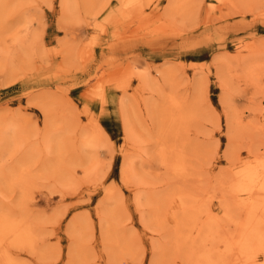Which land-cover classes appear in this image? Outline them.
Returning <instances> with one entry per match:
<instances>
[{"label": "rangeland", "instance_id": "obj_1", "mask_svg": "<svg viewBox=\"0 0 264 264\" xmlns=\"http://www.w3.org/2000/svg\"><path fill=\"white\" fill-rule=\"evenodd\" d=\"M261 162L264 0H0V264H264Z\"/></svg>", "mask_w": 264, "mask_h": 264}, {"label": "bare ground", "instance_id": "obj_2", "mask_svg": "<svg viewBox=\"0 0 264 264\" xmlns=\"http://www.w3.org/2000/svg\"><path fill=\"white\" fill-rule=\"evenodd\" d=\"M67 2H69V0H66V3ZM72 6V5H71ZM167 97H168V103L170 104V106L174 109V112L172 113V118H174V120H175V118H177V115L178 114H180L178 111H179V109L181 108V106H182V104H181V102L178 100V98H176L174 95H166ZM159 104V103H158ZM157 104V105H158ZM200 111V110H199ZM189 113H191V115L194 113H192V112H190V111H188ZM182 113V112H181ZM185 114V113H184ZM194 115V114H193ZM185 116V115H184ZM183 116V117H184ZM179 120V119H178ZM98 127V126H97ZM98 133V132H97ZM100 133V132H99ZM60 156V155H59ZM262 163V162H261ZM262 164H264V163H262ZM264 166H262V168H263ZM28 168L25 166V167H23L22 169H21V171L19 172H15V171H12L10 174H9V176H8V178H7V181H9L8 183H9V185L10 186H13V185H18V186H20L21 188H23V186H24V184H26V177H25V175H26V173L28 172ZM262 171L264 172V168L262 169ZM249 177H251V176H249ZM252 178V177H251ZM255 179V178H254ZM251 180V179H250ZM255 180H253V182H254ZM252 182V183H253ZM257 182V181H256ZM11 184H13V185H11ZM35 185H36V183H35ZM235 192V191H234ZM226 207V209L228 210V211H230V207H228V205H226L225 206ZM228 207V208H227ZM248 209V211L249 212H251V208H247ZM210 211V210H209ZM6 213V212H5ZM3 215H5V214H3ZM10 215V214H9ZM214 216H216L215 214H213ZM2 218V217H1ZM9 218V217H8ZM119 220V219H118ZM217 220H218V218H217ZM2 222H4V221H2ZM5 224H8V226H9V228H10V231H8L9 233H6L7 235H5L4 237H3V240H6V239H8L9 241H13V240H15L16 241V239H15V237L16 238H18L17 236H19V238H20V235H25V237H27L28 239H31L32 238V235H31V231L30 230H27L26 229V227L23 225V223H22V221L21 220H15V221H5ZM24 224H25V222H24ZM214 225V224H213ZM211 226H212V224H211V222H210V220H208V222L206 223V226H205V231H204V233L205 234H208V232L210 231V229H211ZM1 227H2V225H1ZM7 228V227H6ZM7 231V230H6ZM4 232V230H2V229H0V234H2ZM250 231H249V228H247V226L245 225V224H241L240 225V227H238V229H237V231L236 232H230V233H228L225 237H224V239H223V241H225L226 242V246H227V249H226V251H227V253H232L233 255H235L236 257L235 258H238V256H237V254L238 255H242V253H250L251 252V254L250 255H252V253H254V257L257 255L256 254V252L258 251V250H260V248H259V244L255 241L254 243H253V241L251 240V234L249 233ZM33 234V233H32ZM170 234V233H169ZM222 239H220V240H222ZM2 240V242H4ZM19 240L20 239H18V242H19ZM120 241V240H119ZM215 241V240H214ZM0 242H1V240H0ZM126 243V242H125ZM216 243V242H215ZM127 244V243H126ZM3 246V245H2ZM2 246H0V247H2ZM122 246H123V244H122ZM121 246V247H122ZM126 246V245H125ZM76 249H77V247H76ZM75 249V250H76ZM75 250L74 249H72L71 250V255L73 256V255H75ZM3 253H4V251H3ZM236 253V254H235ZM4 255V254H3ZM248 255V254H247ZM2 256V255H1ZM8 255H4L3 256V258L2 259H5V257H6V259L3 261V264H9L10 263V259H9V256L7 257ZM76 256V255H75ZM233 257V256H232ZM73 259H74V257H73ZM256 259V258H255ZM231 264H238V262L237 263H231ZM256 264H258L257 262H256Z\"/></svg>", "mask_w": 264, "mask_h": 264}]
</instances>
